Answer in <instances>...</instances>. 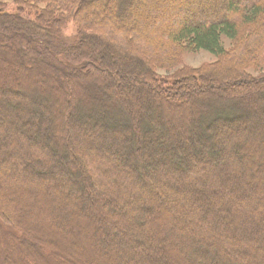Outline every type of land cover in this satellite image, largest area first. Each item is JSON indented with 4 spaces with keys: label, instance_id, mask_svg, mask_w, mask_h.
<instances>
[{
    "label": "trees",
    "instance_id": "trees-1",
    "mask_svg": "<svg viewBox=\"0 0 264 264\" xmlns=\"http://www.w3.org/2000/svg\"><path fill=\"white\" fill-rule=\"evenodd\" d=\"M12 1L0 264H264V0Z\"/></svg>",
    "mask_w": 264,
    "mask_h": 264
},
{
    "label": "rangeland",
    "instance_id": "rangeland-1",
    "mask_svg": "<svg viewBox=\"0 0 264 264\" xmlns=\"http://www.w3.org/2000/svg\"><path fill=\"white\" fill-rule=\"evenodd\" d=\"M0 4H3L4 6H5V8H7L6 10H8L9 12H13V11H15V5H14V3H13V1L12 0H0ZM168 4V7L170 8V9H173L174 7H179L180 6V4L181 3H175V2H173V0L171 1V2H168L167 3ZM168 8V9H169ZM13 10V11H12ZM181 10H182V8H181ZM170 11L171 10H168V15L165 17V18H167V17H169V15L171 14L170 13ZM177 11V10H176ZM175 11V12H176ZM176 17L174 18V20H173V22H171V19H170V17L167 19V24H169V25H174V23L175 22H177L178 21V19L179 18H177L178 16H179V14H178V12H176ZM151 17H152V15L151 14H149V16H148V19H149V21H147L146 19H144L146 22H150L149 24L151 25ZM180 17V16H179ZM158 21V20H157ZM153 22H155V21H153ZM160 23H162V21H159ZM152 25H156V23H152ZM168 25V26H169ZM148 27V26H147ZM155 27V26H154ZM149 28H152V29H148L147 31V33H150V34H152L153 35V31H154V36H156L157 37V33L159 32V31H157V30H153V26H149ZM74 32H75V28H74V25H73V23H69V24H67L66 25V27H65V29L63 30V35H64V37L65 38H70L71 36H73L74 35ZM151 35V36H152ZM223 44H224V47L227 49V48H229V42L227 41V40H224L223 41ZM145 52V53H144ZM141 53H143V54H146V51L144 50V51H141ZM216 59H215V57L214 56H212L211 54H209V53H207V52H204V51H198V52H193V53H185V54H183L182 56H181V61H180V65L179 66H177L176 68H174V69H172V70H169V71H163V70H158V74L162 77V78H169V76L170 75H172V73L173 72H175L177 69H179V68H182V67H185V68H189V69H197V68H199V67H202V66H205V65H207V64H210V63H213L214 61H215ZM1 66H3V64H0V67ZM35 72V71H34ZM34 72H31V73H34ZM41 72V71H40ZM5 73V71H3V70H0V79L1 78H7V76H6V74H4ZM42 74V73H41ZM43 75V74H42ZM12 83H13V81H8V83H6V89H8V87L10 86V85H12ZM24 82L23 81H21V84L22 85H24L23 84ZM14 84H15V82H14ZM28 88V89H27ZM43 89L45 90L44 92H42L43 91ZM64 90V89H63ZM48 91V90H47ZM64 92V91H63ZM22 93L25 95V97L26 96H36V95H39L40 94V96H39V98L40 99H48V95H47V93L48 92H46V88H45V83H44V81L42 82V80H40L39 78L37 79V81H35L34 82V84H30V86H24V89L22 90ZM44 93V94H43ZM44 96H43V95ZM53 95H55V93L52 91V96ZM43 96V97H42ZM21 101V103H22V101H25V98L24 99H22V100H20ZM26 104V103H25ZM23 106H24V104H23ZM1 155V154H0ZM1 157V156H0ZM0 170H1V176H5V175H9L8 173H9V167L8 166H5V165H0ZM0 180H1V178H0ZM80 260L77 256H76V254L74 255V256H72V261H73V263L74 264H77L78 263V260Z\"/></svg>",
    "mask_w": 264,
    "mask_h": 264
}]
</instances>
